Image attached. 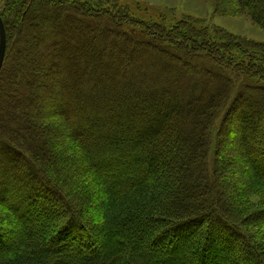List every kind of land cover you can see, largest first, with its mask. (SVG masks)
Returning <instances> with one entry per match:
<instances>
[{"label": "trees", "instance_id": "16d2710c", "mask_svg": "<svg viewBox=\"0 0 264 264\" xmlns=\"http://www.w3.org/2000/svg\"><path fill=\"white\" fill-rule=\"evenodd\" d=\"M119 3L0 5V209L20 233L0 229V264H264V43ZM229 4L264 30V0ZM228 121L251 165L237 194Z\"/></svg>", "mask_w": 264, "mask_h": 264}, {"label": "rangeland", "instance_id": "374dc122", "mask_svg": "<svg viewBox=\"0 0 264 264\" xmlns=\"http://www.w3.org/2000/svg\"><path fill=\"white\" fill-rule=\"evenodd\" d=\"M121 5L129 8L130 12L135 15L140 20L144 21H154V23H164L167 26L175 25L181 21L186 20H195L199 21L198 27L202 28L205 26H215L221 29H224L228 33L243 38L248 41H253L257 43H264V30L253 24L251 20L239 13L232 7L229 2L231 0H118ZM3 0H0V5H2ZM119 3V4H120ZM219 5V10L216 11L217 5ZM45 51V50H44ZM38 58V54H36ZM34 56H31V59ZM43 80L50 82L49 86L55 84L54 76L49 74V76L42 77ZM48 86V87H49ZM47 101H49L47 99ZM49 102L44 101V105H48ZM42 109L44 106H40ZM41 110V109H40ZM234 123L229 121L225 123L224 132L220 137L219 151L218 155L220 159H225L228 161V165L223 171L222 180L228 182L231 187H228V191L231 193L241 192L242 189H245L247 182V175L251 170V165L246 162L243 156V146L235 141L231 135L236 129ZM40 134H44V129ZM245 154V153H244ZM49 160L51 163H54L49 155ZM79 159V157H77ZM201 164L202 161L198 160ZM56 166V165H55ZM52 169V168H51ZM129 170L125 169L123 172ZM250 175V174H249ZM74 176V175H73ZM88 175L85 172H78L75 177H72V183L69 186H63L65 193L67 194L68 200L72 205H76L74 201V196L83 193V189L80 187L84 185L83 182H86ZM222 182V181H221ZM233 193V194H234ZM229 194V193H228ZM227 194V195H228ZM229 196V195H228ZM227 196V197H228ZM229 199V198H228ZM230 202V200H228ZM227 200L226 203H229ZM260 202V197L254 196L249 199V206H254ZM63 206V203H60ZM245 205V204H244ZM77 206V205H76ZM87 211V209H86ZM86 216L87 219L95 221L99 219L100 216L98 212H95L93 208L88 210ZM98 216L94 217V215ZM0 229L2 230H12L13 232L18 233V229L13 221H7L8 217L0 209ZM3 221V223H2ZM264 226L263 221H256V223L251 224L249 227L254 228L256 226ZM215 226V225H214ZM252 230V229H250ZM215 231V230H214ZM7 238V237H6ZM9 239V238H7ZM220 239V237H219ZM10 242L13 240L10 239ZM14 242V241H13ZM219 243V242H218ZM240 257V256H239ZM242 257V255H241Z\"/></svg>", "mask_w": 264, "mask_h": 264}, {"label": "water", "instance_id": "95a60500", "mask_svg": "<svg viewBox=\"0 0 264 264\" xmlns=\"http://www.w3.org/2000/svg\"><path fill=\"white\" fill-rule=\"evenodd\" d=\"M7 50V36L3 19L0 15V72L2 70Z\"/></svg>", "mask_w": 264, "mask_h": 264}]
</instances>
